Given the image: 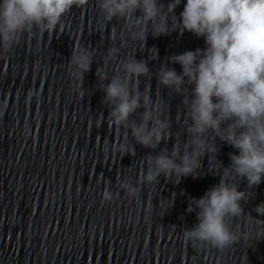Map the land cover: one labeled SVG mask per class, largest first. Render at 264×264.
<instances>
[{"label": "clouds", "instance_id": "clouds-1", "mask_svg": "<svg viewBox=\"0 0 264 264\" xmlns=\"http://www.w3.org/2000/svg\"><path fill=\"white\" fill-rule=\"evenodd\" d=\"M87 2L0 0V54L14 53L26 37L63 33L65 16L74 6L83 7ZM97 4V31L103 34L111 26L107 36L111 46L95 73L97 87L105 93L101 102L109 108L108 128L122 132V138L112 143V152L122 158L135 157L137 144L154 152L159 148L155 155L150 152L143 158L144 167L135 180L117 177L119 189L138 198L143 186L156 187L160 176L174 184L190 175L195 179L207 157L208 162L219 165L215 169L219 183L202 197L189 198L186 212L195 213L197 222L183 230L184 240L195 249L224 251L241 241L252 245L264 238V219L245 213L241 203L246 204L254 195L251 190L264 181V0H186L179 17L175 10L181 0L167 4L160 0H97ZM174 31L203 37L206 45L167 58L168 64L180 65L179 73L165 63L153 73L146 60L135 58L137 49L145 48L149 34L156 38ZM133 45L136 51L124 54ZM148 51L150 60L158 59L155 46ZM96 54L90 45L77 44L67 62L68 76L75 85L72 91L80 100L88 93L83 82ZM154 76L172 99L181 98L180 117L175 118L182 128L179 134L172 131L170 103L152 92L149 82ZM39 95L38 90L30 89L27 99ZM2 103L6 106L7 102ZM95 120L97 128L101 127L104 114ZM26 132L30 135L31 128ZM169 140L173 141L171 149L160 147ZM217 141L239 153L229 154L227 167L217 159ZM241 181H246L244 191L238 190ZM113 200V192L105 187L101 203ZM174 202L175 193L161 199L163 213ZM253 211L264 217V202Z\"/></svg>", "mask_w": 264, "mask_h": 264}]
</instances>
